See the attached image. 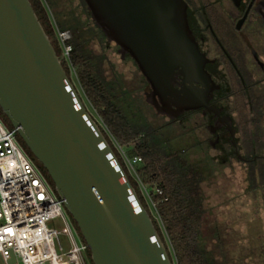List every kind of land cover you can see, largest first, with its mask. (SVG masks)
I'll use <instances>...</instances> for the list:
<instances>
[{"label":"water","instance_id":"95a60500","mask_svg":"<svg viewBox=\"0 0 264 264\" xmlns=\"http://www.w3.org/2000/svg\"><path fill=\"white\" fill-rule=\"evenodd\" d=\"M84 1L97 25L151 83L147 100L168 113L154 97L162 98L171 63L183 55L185 4ZM192 46L197 52L193 41ZM62 61L29 0H0V109L47 171L93 264H174L157 219L141 203Z\"/></svg>","mask_w":264,"mask_h":264},{"label":"rangeland","instance_id":"374dc122","mask_svg":"<svg viewBox=\"0 0 264 264\" xmlns=\"http://www.w3.org/2000/svg\"><path fill=\"white\" fill-rule=\"evenodd\" d=\"M42 1L55 33L58 17H62L60 14L73 15L81 21L82 26L93 30V35L87 36V45L95 56L102 58V76L124 114L142 127H148L160 138L166 141L168 139L165 144L170 150L184 153L187 159L201 166L206 175L201 184L205 212L203 236L208 250L213 252L219 264H264V159L256 161L253 158L257 153L264 154V142L249 139L252 127L247 124V128L242 129L239 140L238 150L242 159L253 160L247 163L244 159L239 160L228 149L225 150L226 155L218 145L204 142L207 133L195 132L192 119L172 123L167 117L157 114L149 104L146 98L147 86L136 63L132 58L124 57L114 42L101 35L89 9L81 0H54L56 7L47 4L46 0ZM69 68L70 78L87 110L105 131L126 175L136 184L151 214L160 224L143 184L134 172L142 167V163H134V170L126 165L123 156L127 155L132 159L129 153L132 147H121L105 130L100 118L85 99L74 70L71 66ZM254 145L258 146V152L254 151ZM54 227L62 230L63 222L58 219ZM59 241L68 249V236L61 235ZM88 262L91 264L90 260ZM0 264H5L1 256Z\"/></svg>","mask_w":264,"mask_h":264},{"label":"flooded vegetation","instance_id":"af4514ba","mask_svg":"<svg viewBox=\"0 0 264 264\" xmlns=\"http://www.w3.org/2000/svg\"><path fill=\"white\" fill-rule=\"evenodd\" d=\"M179 1L187 7L181 23L183 55L171 63L162 98L153 96L168 113L147 101L172 123L192 119L195 132L207 133L204 142L243 160L238 148L247 124L252 127L249 139L264 142V0ZM142 76L148 98L154 88ZM253 158L264 159V154Z\"/></svg>","mask_w":264,"mask_h":264},{"label":"trees","instance_id":"16d2710c","mask_svg":"<svg viewBox=\"0 0 264 264\" xmlns=\"http://www.w3.org/2000/svg\"><path fill=\"white\" fill-rule=\"evenodd\" d=\"M29 1L57 55L61 57V45L55 29L50 23L43 1ZM45 2L56 7L54 0H46ZM81 2L85 7L87 6L84 0ZM60 15L62 17H58L57 29L70 31L72 34V39L68 42L72 46L70 60L69 62L63 60V67L69 77V67L71 66L74 70L85 99L100 118L105 130L121 147L130 149L132 147L129 152L132 157L139 156L142 159L140 162L142 167L136 171L137 177L155 204V211L160 224L158 220L154 222L159 235L168 246L172 261L174 264H219L213 252L208 250L207 242L203 236L205 212L201 184L205 179V172L198 163L187 159L184 153L170 150L165 144L168 139L166 141L160 138L148 127H142L124 114L102 76V58L95 56L87 45V36L93 35V30H89L85 25L82 26L81 21L73 15ZM96 27L101 35L107 38L97 25ZM119 51L124 57L131 58L121 47H119ZM0 116L9 127H12L1 109ZM101 130L110 143L105 131L102 128ZM18 138L22 142L19 136ZM23 146L53 186L42 164L34 158L24 144ZM121 165L123 166L122 163ZM130 182L141 203L154 219L149 206L136 188V184ZM157 188L163 191V196L156 193ZM89 260L93 264L90 251Z\"/></svg>","mask_w":264,"mask_h":264},{"label":"built area","instance_id":"2783aa9c","mask_svg":"<svg viewBox=\"0 0 264 264\" xmlns=\"http://www.w3.org/2000/svg\"><path fill=\"white\" fill-rule=\"evenodd\" d=\"M56 35L61 58L69 62L72 46L68 42L72 34L57 29ZM123 157L133 170V164L142 161L139 156ZM143 188L155 209L144 185ZM155 191L163 196L161 189ZM58 219L63 222L62 230L54 227ZM61 235L68 236V249L60 243ZM0 256L5 264H9L12 257L14 264H89V247L77 233L63 201L19 141L17 131L1 116Z\"/></svg>","mask_w":264,"mask_h":264}]
</instances>
